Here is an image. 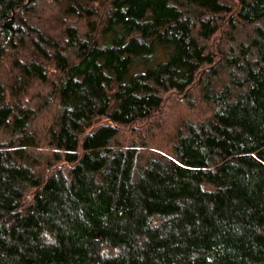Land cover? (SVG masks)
<instances>
[{"label": "trees", "instance_id": "1", "mask_svg": "<svg viewBox=\"0 0 264 264\" xmlns=\"http://www.w3.org/2000/svg\"><path fill=\"white\" fill-rule=\"evenodd\" d=\"M0 264H264V0H0Z\"/></svg>", "mask_w": 264, "mask_h": 264}, {"label": "rangeland", "instance_id": "2", "mask_svg": "<svg viewBox=\"0 0 264 264\" xmlns=\"http://www.w3.org/2000/svg\"><path fill=\"white\" fill-rule=\"evenodd\" d=\"M161 54L163 55L162 52H161ZM44 92H47V89L44 90V88L42 86H34L31 89L30 94L27 96L26 99L31 104L39 106L40 102H41V95L40 94L44 93ZM168 100L165 103L164 107L162 108V111L159 115L160 116L159 121H161L162 123L167 122L168 127L172 128L173 123H174V117H173V120H171L172 116L176 115L178 112L185 109V106L180 104V100L178 98L170 99L169 101ZM183 111H185V110H183ZM170 121H171V123H169ZM40 122L41 121H39V124H40Z\"/></svg>", "mask_w": 264, "mask_h": 264}]
</instances>
